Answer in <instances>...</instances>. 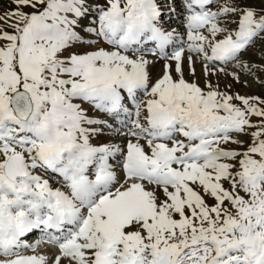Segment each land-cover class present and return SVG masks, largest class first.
I'll use <instances>...</instances> for the list:
<instances>
[{"label": "snow or ice", "instance_id": "1", "mask_svg": "<svg viewBox=\"0 0 264 264\" xmlns=\"http://www.w3.org/2000/svg\"><path fill=\"white\" fill-rule=\"evenodd\" d=\"M5 2L0 264H264V0Z\"/></svg>", "mask_w": 264, "mask_h": 264}, {"label": "rangeland", "instance_id": "2", "mask_svg": "<svg viewBox=\"0 0 264 264\" xmlns=\"http://www.w3.org/2000/svg\"><path fill=\"white\" fill-rule=\"evenodd\" d=\"M7 7H8V5L5 2L3 4V6L0 7V11H2L4 8H7ZM173 26L175 27L176 25L174 24ZM248 61H253L256 64L262 63V61L258 58V53H257L256 49H253L246 54L245 62H248ZM160 70H161V65L157 64L155 66V68L153 69V76L155 77L156 75H158L160 73ZM228 71L231 72L232 69H229ZM196 73H197L196 78H198L199 83L201 85H203L204 77H203V74H202V71H201V68H200V65L198 62L196 65ZM185 75H186V78L189 80L194 79V77H192L191 75L188 74L187 66L185 67ZM211 79L213 80L214 83L216 82L215 77H212ZM259 79H264V73L258 74V77H248V76L242 75L240 83L234 82L231 77L225 78L223 75H221L219 77V86L221 89H225L226 86L230 85L231 86V93H239L241 95H247V96H252V95L264 96V85H261L258 82ZM245 80H247V85L244 84ZM38 236H39V233H37V235L35 237L29 236L28 239L30 241H34V239L38 238ZM41 248L43 250H50L49 246H47V245H42Z\"/></svg>", "mask_w": 264, "mask_h": 264}]
</instances>
